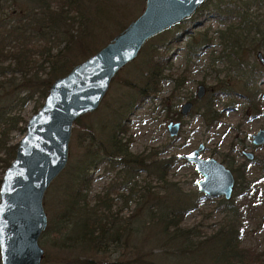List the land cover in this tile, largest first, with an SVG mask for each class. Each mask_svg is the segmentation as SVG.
I'll return each mask as SVG.
<instances>
[{"label": "rangeland", "instance_id": "1", "mask_svg": "<svg viewBox=\"0 0 264 264\" xmlns=\"http://www.w3.org/2000/svg\"><path fill=\"white\" fill-rule=\"evenodd\" d=\"M50 1L53 5L58 3V0ZM92 1L98 8L102 7L94 14L96 23L101 16H107L111 20L105 21L103 30H97V26L95 27L97 36L86 57L104 46L135 19L145 6V0ZM235 3H239L241 9L246 10L248 14L251 13L253 24L259 23V30L264 31V0H208L190 18L155 35L145 45L144 49L157 46V50H161L158 44L164 40L168 49L169 61L164 71L166 77L161 81L160 91L154 98L139 100L135 90L124 84L126 80L135 81L138 75L135 63L143 56V50L132 63L116 74L97 110L83 117L79 125H73L68 162L63 170L65 173L63 177L60 176L61 173L56 177L43 197L47 224L50 217L61 210L57 203L59 197L56 189L65 180L71 167L78 166L79 160L84 159L85 148L91 143L92 133L86 127L93 124L95 135L92 141L95 144L102 141L98 125L116 120V108L131 102L130 110L124 113L125 110L122 109L121 113L128 128L123 136L131 139L129 150L149 158L156 156L155 159L151 158L154 166L157 165L156 160L162 163L168 161L170 166L166 169L164 180L149 170L140 169L129 184V188H133L132 196H119L131 194L128 190L112 191L111 196L115 203L113 210L116 212L121 208L119 216L129 222L131 228L139 224L143 227V211L137 204L139 199L135 194L140 192L137 190L150 186L151 194L165 196L169 202H177L179 199L187 206L180 223L182 228L191 229L195 237L204 238L211 235L226 217L223 209L218 206L222 197L204 196L198 190L197 182L202 176L195 170L194 164L183 157L199 144H203L201 158H214L221 162L232 172L235 180L244 172L247 180L254 181L261 189L263 194L258 196L260 200L262 197V204L254 212L253 218L244 222L241 245L264 252V144L254 146L251 143L252 135L258 129H264V83L260 81L257 84L261 89L259 97L262 108L256 115L247 106L239 91L240 85L247 78L245 72L252 66H261L256 53L261 51L264 56V48L251 49V43L256 40L252 38L258 39L259 34L256 33V28L249 29V25H245L243 36L240 35L243 44L240 53L242 64L238 66L235 63V54L230 48L222 46L223 42H227L223 39L225 34L220 33L223 26L213 18L212 13L218 6L234 8ZM35 5L33 0H0V19L6 22L0 27V35L4 30L11 29L9 33L6 32L0 44V138L1 132H5V147H13L14 154L17 142L25 133L28 119L43 104L51 84L47 87L43 85L44 80L48 78L49 69L40 51L47 46L54 47V50L64 45L61 41L52 42V36L48 34L41 37L38 35L37 25L33 24L36 20L31 19V16L36 14ZM33 7L32 12L30 8ZM69 16L76 17L77 13L72 11ZM13 28H16L17 34H12L15 32L12 31ZM246 33L248 36L244 35ZM187 47H192L195 52L189 59L186 56ZM20 53L23 54L20 56ZM18 57L28 65L20 64ZM83 59L79 58L76 63ZM169 76L173 79L179 78L182 85L174 88L176 82ZM40 81L42 84L33 83ZM199 84L205 86L206 92L201 99H196L195 91ZM134 98L136 99L133 100ZM209 99L213 101V109L220 113L219 118L210 125L206 124L202 117ZM188 101L193 102V108L186 115H182L181 105ZM170 121L181 122L176 136H170L168 133L167 125ZM103 134L105 135V132ZM3 150L1 140L0 158H7V163H10L12 159L8 158ZM242 150L252 152L254 158L246 159L241 154ZM149 161L146 160V164H149ZM6 167L4 162L0 161V180ZM122 170V166L110 169L109 164L101 162L92 170L89 197L94 193H103L110 186L121 182L124 175L126 176V170ZM234 192L233 189L232 194ZM44 231L39 237V245L44 252L41 264H85L83 261L86 260H90L91 264H139L134 261L133 246L140 247L141 252L151 254L152 258L160 262L165 261L162 258L168 255L169 250L171 252V249L162 243L163 239L154 240L148 228L143 233L137 231L132 234L133 241L130 240L124 248L111 246L106 253L95 255L85 253L79 248L71 250L69 247L53 244L55 235ZM170 262L174 263L172 260Z\"/></svg>", "mask_w": 264, "mask_h": 264}, {"label": "trees", "instance_id": "2", "mask_svg": "<svg viewBox=\"0 0 264 264\" xmlns=\"http://www.w3.org/2000/svg\"><path fill=\"white\" fill-rule=\"evenodd\" d=\"M33 1L37 9L31 19L36 20L33 24L37 25L38 35L41 37L48 34L52 36V42H64L60 48L56 47L53 50L54 47L47 46L46 49L40 51V55L48 63V78L43 83L44 87H47L55 78L66 74L79 58H85L89 54L97 36L94 32L95 27L97 26V30H103L105 21L111 19L101 16V19L96 23L94 14L102 7L98 8V5H95L92 0H58V3H54L55 5L51 4L50 0ZM33 9L34 7L30 8V11L33 12ZM93 9L95 10L92 11ZM72 11L77 13L76 17L69 16ZM212 13L213 18L223 26L220 33L225 34L223 39L227 42H223L222 46L230 48L231 52L235 54L237 59L235 63L238 66L242 64L240 53H242L243 44L240 35L243 36L245 25H249V29L256 28V33L259 34L258 39L252 38V40H256L251 43V49L264 48V31L259 30V23L253 24L252 14L242 10L239 3H235L234 8L218 6ZM3 23H6L4 19H0V27L4 26ZM15 29L13 28L12 31ZM10 31L11 29L4 30L0 35V44L6 32ZM12 34H17V30ZM244 35L248 36V33ZM145 45L141 49L143 56L135 63L138 74L135 81H124L125 85L135 90L138 95L136 98H140L139 100L147 97L154 98L159 93L161 81L166 77L164 71L167 69L169 61L168 49L164 40L158 44L161 50H157V46H149L144 49ZM22 54L20 53V56ZM192 55H195L194 49L187 47L186 56L188 59ZM17 61L20 64H27L20 58ZM248 71L249 73H247ZM245 74L247 78L240 85L239 91L247 106L256 115L261 112L262 108L259 97L261 89L257 84L260 81L264 83V66H252ZM176 79H173L176 82L174 88L182 85V81L179 78ZM33 83L42 84L41 81ZM131 104V102L121 104L119 108H116V120L98 125L102 141L95 144L92 141L95 135L94 125L90 124L89 127H86L92 133L90 135L92 136L90 137L91 143L85 148L84 159L79 160L78 166L71 167L72 169L67 173L65 180L56 189L57 197H59L57 203L61 210L53 216L51 215L44 231L55 235L53 244L69 247L71 250L79 248L85 253L95 255L106 253L111 246L124 248L130 240L133 241L132 234L137 231L143 233L148 228L154 236V240L163 239L162 243L168 246L171 252L169 250L168 255L162 258L165 261L160 262L152 258L151 254L141 252L140 247L133 246L135 248L134 261L139 264H264V252L241 245L244 222L253 218L254 212L258 210L263 201L262 197L261 201L258 196V194H263L261 189L254 181L247 180L244 172H241L238 179L235 180V192L231 198L228 200L222 198L219 201L218 206L226 214L223 222L211 235L204 238L195 237L191 229L180 226L187 207L184 203L179 199L177 202H169L165 196L151 194L150 186L137 190L140 192L135 194L139 199L137 204L143 211V227L139 224L131 228V224L119 216L121 208L116 212L113 210L115 203L111 196L112 191L115 189L128 190L131 194L119 196L124 198L132 196L134 192L133 188H129V184L140 169L149 170L164 180L166 169L170 166V162L162 163L159 160H156L157 165L154 166L151 163V158L155 159L156 156L149 158L143 154H134L129 150L131 139L123 136L128 128L121 113L122 109L125 110L124 113L130 110ZM213 108V101L207 100L202 117L208 125L219 118L220 113ZM87 115L78 118L74 125H79L80 120ZM2 123L4 122L2 121ZM1 134L3 151L7 153L8 158L13 159L14 148L5 147L6 133L1 132ZM148 159L150 160L149 164H146ZM0 161H3L6 166L9 164L7 158L5 160L0 158ZM101 162L109 164L110 169L122 166V171L126 170V176L124 175L121 182L115 183L113 187L110 186L105 192L94 193L89 197L92 170L97 168ZM152 167L154 168L152 169ZM63 173L65 172H61V177H63ZM83 262L91 264L90 260Z\"/></svg>", "mask_w": 264, "mask_h": 264}, {"label": "water", "instance_id": "3", "mask_svg": "<svg viewBox=\"0 0 264 264\" xmlns=\"http://www.w3.org/2000/svg\"><path fill=\"white\" fill-rule=\"evenodd\" d=\"M206 1L145 0L135 19L51 82L0 180V264H41L44 252L39 237L47 226L43 197L67 165L74 122L97 110L116 74L137 58L149 39L190 18ZM256 58L264 65L261 51ZM205 92V86L199 84L195 96L200 99ZM191 109L192 103L185 102L180 113L186 115ZM180 126V121H170L169 135L176 136ZM251 143L264 144V129L252 135ZM203 149L199 144L183 155L202 176L198 190L204 196L230 199L235 184L232 172L214 158H201ZM241 154L254 158L248 150Z\"/></svg>", "mask_w": 264, "mask_h": 264}, {"label": "flooded vegetation", "instance_id": "4", "mask_svg": "<svg viewBox=\"0 0 264 264\" xmlns=\"http://www.w3.org/2000/svg\"><path fill=\"white\" fill-rule=\"evenodd\" d=\"M205 89H206V88H205ZM195 98L198 99L196 96H195ZM200 99H201V98H200ZM190 102H191V101H190ZM191 103H192V108H193V102H191ZM180 110H181V108H180Z\"/></svg>", "mask_w": 264, "mask_h": 264}]
</instances>
